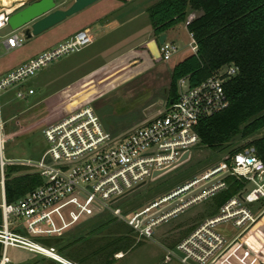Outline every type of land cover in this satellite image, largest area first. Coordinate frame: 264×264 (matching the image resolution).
<instances>
[{
    "label": "built area",
    "instance_id": "obj_1",
    "mask_svg": "<svg viewBox=\"0 0 264 264\" xmlns=\"http://www.w3.org/2000/svg\"><path fill=\"white\" fill-rule=\"evenodd\" d=\"M22 3L19 1L18 7ZM13 11L0 12V29L7 26ZM13 33L5 39L7 50L24 41L22 35ZM91 43L87 30L76 32L1 77L0 92L14 90L16 99L31 96L33 90L23 87L26 80ZM191 49L196 51L195 44ZM177 51L172 42L159 44L163 61ZM236 73L237 68L230 65L195 86L189 85L188 78L178 80L176 100L158 116L122 136L106 131L92 107L83 105L42 129L46 148L36 160L3 161L0 139V264H10L6 255L9 248L56 262L47 255L57 254L56 248L33 239L59 238L104 216L124 223L138 239L149 240L156 226L227 190L228 179L240 183L242 189L218 207L215 215L204 219L172 249L165 250L164 260L174 259L179 264H233L251 257L243 236L264 214V207L255 212L249 207L264 199V163L252 147L228 153L200 176L142 208L127 212L119 207L129 193L147 180L154 182L190 160V150L199 145L195 126L229 106L223 85ZM186 153L187 158L183 159ZM9 164L26 167L42 179V185L8 203L3 191V168Z\"/></svg>",
    "mask_w": 264,
    "mask_h": 264
},
{
    "label": "rangeland",
    "instance_id": "obj_2",
    "mask_svg": "<svg viewBox=\"0 0 264 264\" xmlns=\"http://www.w3.org/2000/svg\"><path fill=\"white\" fill-rule=\"evenodd\" d=\"M32 1L34 0H27L26 4ZM71 1L56 0L57 9L67 8ZM158 1L160 0H97L81 12L73 15L74 17L65 19L61 25V30L51 31L50 39L34 44L35 42L31 43L24 38V42L19 47L11 50H6L3 44L5 39L12 34L10 28L6 26L0 29L1 78L21 64L29 53L41 49L48 42L51 43L64 36L75 34L91 21L102 19L101 22H98L99 25L104 22L109 24L108 31L106 34L103 33L102 37L99 36L101 31L97 32L99 38L97 37L96 42L94 41L95 44L90 47L93 52L104 50V54L72 53L55 60L23 83L25 89L33 88L35 90L33 96L16 99L14 90L0 92V139L2 140L3 161L19 162L27 159H38L46 148L41 133L42 129L84 104H89L97 112L101 124L113 136L127 134L164 111L172 65L178 61L183 51H190V48L194 46L184 27L194 15L189 14L184 24H178L165 33L166 41L174 43L178 49L177 53L168 61L162 60L156 63L154 67L142 69V72L131 70L127 73H119L124 69L122 62L125 59H121L123 56L120 54L121 47L126 48L129 45H135L138 43L136 41L142 40L147 35L151 29L147 9ZM127 19H132L131 23L118 28L119 30L115 29L116 22ZM121 29L128 31L129 36L132 34V38H127V36L123 40L121 37L118 42H115V37L120 35ZM20 33L21 31L18 30L13 34L19 35ZM112 46L114 47L111 48ZM85 56L91 58L94 65L106 64L107 67L97 74L87 75L77 82H73L81 77L79 73L81 67L78 66L80 60L84 59ZM79 95H85L86 99L77 103L76 97ZM46 96L51 97L42 103L38 102ZM263 135L264 128L246 139H236L217 151L198 145L190 150L188 162L154 182L147 180L145 185L129 193L124 199V204L119 207L127 212L142 208L177 186L200 176L231 151ZM9 166L20 165H5L3 168L4 179L6 169ZM1 197L0 186V200ZM249 207L254 212L261 209L264 207V199ZM217 210L218 207L214 198L199 202L183 210L167 222L156 226L151 240L138 239L139 245L130 251L125 259L113 261L112 264H139L142 257L148 258L145 257L148 253L147 250L151 249L152 253H158L159 246L168 245L167 243L171 239H177L188 227L215 215ZM109 221L110 219L105 216L95 218L59 237L60 242L53 245L57 254L66 257L58 251V248L70 242H82L105 236L107 229L111 227L110 222H113V220ZM258 239L264 242V216L243 236L245 243H249V241L256 243ZM33 241L46 246L39 239H33ZM263 245L260 243L259 248L262 249ZM260 252L261 258H264V249ZM57 254L47 253L50 258L58 263L43 256L33 255L14 248H9L6 253L10 264H59L60 261L61 263L65 261ZM56 259H60V261ZM174 263L177 264L178 262L174 260Z\"/></svg>",
    "mask_w": 264,
    "mask_h": 264
},
{
    "label": "trees",
    "instance_id": "obj_3",
    "mask_svg": "<svg viewBox=\"0 0 264 264\" xmlns=\"http://www.w3.org/2000/svg\"><path fill=\"white\" fill-rule=\"evenodd\" d=\"M147 12L153 32L150 42L153 55L159 54V36L184 24L190 12L198 13L185 27L196 51L173 65L166 105L177 98L178 80L188 78L189 85L195 86L223 67L237 68V73L223 85L229 106L195 126L199 145L217 151L236 139H246L261 131L264 128V0H160ZM247 147H252L264 163V135L230 153ZM42 183L26 167L9 166L3 183L5 200L12 203ZM227 183L228 189L214 197L217 207L242 189L238 182L228 179ZM110 223L105 236L70 242L58 251L74 264L96 260L106 264L117 251L139 245L128 226ZM39 240L47 247L60 242V238Z\"/></svg>",
    "mask_w": 264,
    "mask_h": 264
},
{
    "label": "crops",
    "instance_id": "obj_4",
    "mask_svg": "<svg viewBox=\"0 0 264 264\" xmlns=\"http://www.w3.org/2000/svg\"><path fill=\"white\" fill-rule=\"evenodd\" d=\"M5 1L6 0H0V12L11 11V10L12 11L13 10L16 11L19 8H21V7H18L19 6V2H16V3L12 4V5H8V4L3 5L2 3L5 2ZM72 2H73V0L70 2V4ZM190 14H192L194 16H197L198 15V13H195V12H190ZM72 17H74V16H72ZM131 20L127 19V20H122V21L116 22L115 25H114L115 26V29L117 30L118 28H121L122 26L128 25L129 23H131ZM64 21H62L61 23L55 25L54 27L50 28L49 30L43 32L42 34H40V35H38L36 37H32V38L28 39L27 41H31V43L35 42L34 44H36L37 42H42V41H45L46 39H50L51 38V35H52L51 34V31H54V30L55 31L56 30L59 31V30H61V27H62L61 25H62V23ZM101 21H102V19H99V20H96V21H91L89 23H86L82 27V29H80V31L81 30H87L89 32L90 36L92 37V43L88 47H86L83 50H81L80 52H78V54H104L105 53L104 50H100V51L97 50V52H93V51L90 50L91 49L90 47L95 44L96 38L97 37L99 38V36L102 37L103 33L106 34V32L109 29V24L107 22H104V23H102V25H99L98 22H101ZM184 27H186V25H184ZM100 31H101V35L98 36V33L97 32H100ZM120 31H121L120 32V35H119L120 37L119 36L115 37V42H118L121 37H122V39L125 38V37H127V36H128L127 38H130V39L132 38V34L129 36L130 33L128 31L123 30V29H121ZM73 34L64 36L63 38H61L59 40H56V41L54 40L51 43L48 42L45 46L41 47V49L29 53V55L23 60L22 63L26 62L27 60H29L32 57H35L36 55L42 53L43 51H46L48 49H51L52 47L56 46L58 43H60V42H62L64 40L68 39L69 37H71ZM20 35L21 34H19L18 36H20ZM164 35H165V40H166V34H164ZM189 36H190V34H189ZM190 38H191V36H190ZM125 39H123V40H125ZM152 40H153V32H152V29H150V31L147 33V35L142 40L136 41L138 43H135V45H129L126 48L121 47V50L122 51H121L120 54H123V56L121 57V59H123V58H125V59H123V62H122L123 63L122 64L123 65L122 68H124V69H123L122 72H119V73H121V74L122 73H127V72H129L131 70L132 71L135 70L137 72H142L143 71L142 69H149L151 67H154V65H156V63L162 61L160 59L159 54L158 55H153V51H152L151 46H150V42ZM191 40H192V38H191ZM4 42H3V44H4ZM131 42H134V41L131 40ZM4 46H5V44H4ZM113 47L114 46H112L111 48H113ZM194 53L195 52H193L191 48H190V51H183L181 53V55L179 56L178 61H176L174 64H176L177 62L181 61L185 57H187V56H189L191 54H194ZM92 61L93 60L91 58H89L88 56H85L84 59L80 60V63H79V66L78 67H81V71L79 72L81 74V77L75 79L73 82H77L79 79H81V78H83V77H85L87 75L97 74L100 71H102L104 68L107 67L106 64H96V65H94V63ZM173 65H172V67H173ZM73 82H71V83H73ZM26 89L33 90V94L31 96H33L35 94V90L33 88H26ZM49 97H51V96L43 97L38 102L42 103L44 100H46ZM76 98H77L76 99V102L77 103H78V101L80 102V101H83V100L86 99L85 95H83V96L79 95ZM84 105H87V104H84ZM81 106H83V105H81ZM81 106H79V107H81ZM94 112L98 116L97 112L96 111H94ZM151 119H153V118H151ZM263 216H264V214H263ZM260 220H261V218L258 220V222ZM201 222H199V223H201ZM199 223H195V224L191 225L190 227H188L185 230V232L183 234H181L177 239H173V240L171 239L167 243L168 245H166V246H159L158 253H156V252L152 253L151 252V249L147 250L146 252H148V253H146V256L145 257H148V258L147 259H144L142 257V261L139 264H173V261L174 260L169 261V262H166L164 260L165 250L172 249L177 242H179L184 237H186ZM134 237H135V243L139 242L138 238L136 236H134ZM149 240H151V239H149ZM260 243H263L264 244V242L261 239H260V241L258 239V241L256 243H254L253 241L252 242L249 241V243L248 242L245 243V248L248 249V252L250 253L251 257L247 255L248 257L243 258V260L240 263H236L235 261L232 262V263L233 264H254V263L258 262L259 264H264V258H261V252H260V250L264 249V247H262V249L259 248ZM137 246L138 245H135L134 247H132L131 249H129L127 251H124V250L117 251L116 253H114L112 255V258L109 259V262L106 263V264H112L113 261H116L117 262V261H121V260L125 259V257L128 255V253L130 251H132L134 248H136ZM61 258H64V260H65V261H62V263H61L60 259H56V260H59L61 264H68V263L69 264H74L71 261H69L66 257H61ZM255 259L257 261H254ZM95 263L96 264L97 263L98 264H104L102 261H99V260H96L94 262L93 261H89V262H86L85 264H95ZM177 264H179V263H177Z\"/></svg>",
    "mask_w": 264,
    "mask_h": 264
},
{
    "label": "water",
    "instance_id": "obj_5",
    "mask_svg": "<svg viewBox=\"0 0 264 264\" xmlns=\"http://www.w3.org/2000/svg\"><path fill=\"white\" fill-rule=\"evenodd\" d=\"M26 1L23 0L21 8L9 15L7 26L11 32L20 30V34L27 40L81 12L97 0H73L65 9H57L55 0H34L27 4ZM164 41L165 35L159 36L158 43L162 44ZM187 155L188 153L183 159H186ZM238 197L241 198V194Z\"/></svg>",
    "mask_w": 264,
    "mask_h": 264
},
{
    "label": "bare ground",
    "instance_id": "obj_6",
    "mask_svg": "<svg viewBox=\"0 0 264 264\" xmlns=\"http://www.w3.org/2000/svg\"><path fill=\"white\" fill-rule=\"evenodd\" d=\"M19 1H21V0H6V1L3 2L2 4H3V5H6V4H8V5H12V4H14V3H16V2H19ZM50 254H52V253H50Z\"/></svg>",
    "mask_w": 264,
    "mask_h": 264
}]
</instances>
